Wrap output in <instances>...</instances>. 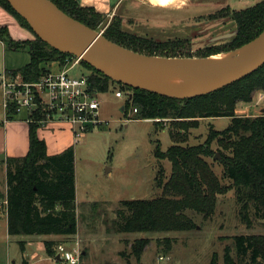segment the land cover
Instances as JSON below:
<instances>
[{"label":"trees","instance_id":"trees-1","mask_svg":"<svg viewBox=\"0 0 264 264\" xmlns=\"http://www.w3.org/2000/svg\"><path fill=\"white\" fill-rule=\"evenodd\" d=\"M60 9L96 29L105 17L92 7L82 6L77 0H52ZM0 5L13 14L19 23L30 29L28 22L10 5L0 0ZM231 18L236 23V34L231 41L222 45L206 46L192 52L187 38L158 41L138 36L122 29V20L108 26L105 37L134 51L168 57H208L243 46L264 31V0L243 9L226 6L206 16L209 20ZM35 35V33L33 32ZM0 38L10 48H27L30 61L17 69L25 80H38L48 69L45 63L56 60L64 62L71 54L52 48L35 35V39L15 40L7 27L0 28ZM88 70L92 93L109 91L112 85H119L126 92V107L138 109L135 118L172 119L180 122L200 119L229 117L230 124L218 135L225 136L223 147L224 167L232 180L240 205L239 216L245 223L250 222L251 213L264 219V114L256 117L236 114L240 102H251L254 93L264 92V65L255 72L217 91L187 99H174L142 89L116 83L103 73L82 61ZM10 118H14L11 109ZM41 112L34 114L29 122V151L22 157H8L6 164L8 233L19 235H63L77 234V206L75 184V149L69 146L56 154L47 152L46 141L39 137ZM216 131H210V138ZM173 144L166 152L156 155L168 158L172 163L170 177L165 180L161 169L156 178V187L162 194L152 198L122 200L116 210L113 224L118 232H161L185 231L196 227L188 212L210 218L216 211L217 196L226 191L206 160L209 154L204 145L184 146L177 133L170 131ZM100 203L93 204L97 209ZM94 209V210H95ZM233 247L226 246L225 264H264V234H238L233 237ZM140 238L133 243V253L140 258L149 244ZM57 242L45 241L50 257L55 255ZM234 249L235 254H232ZM213 264L216 260L213 259Z\"/></svg>","mask_w":264,"mask_h":264},{"label":"rangeland","instance_id":"rangeland-1","mask_svg":"<svg viewBox=\"0 0 264 264\" xmlns=\"http://www.w3.org/2000/svg\"><path fill=\"white\" fill-rule=\"evenodd\" d=\"M260 1L183 0V4H177L179 10L131 7L129 4L127 7L132 22L122 28L126 32L140 33L136 35L158 41L187 38L191 42L192 52H196L206 46L228 43L234 36L216 38L236 30V23L230 17L217 21L206 19L208 15L204 14L227 5L243 9ZM223 19L228 21L222 24ZM117 20L118 17H104L95 30L105 36L108 26ZM29 61L27 48L13 49L8 44L4 46L0 43V71L19 69ZM53 61L45 63L47 69ZM82 72L88 70L78 66L72 73ZM114 86L97 95L103 123L84 132L73 145L78 181L76 203L79 235L59 242H70L71 245L79 242L81 264H213V259L216 264H225L224 249L227 245L233 247L235 235L264 234V219L251 213L248 224L241 220L236 190L225 171L223 157L228 151L222 145L225 136L218 135L217 131L230 124L229 117L200 119L198 126L195 121L135 118L137 116L132 113V107L125 106L127 98H118ZM261 106L251 117L264 114ZM170 131L177 133L184 146L207 147L209 154L206 160L226 187V191L217 196L215 213L210 218H204L189 211L196 224L191 230L118 232L113 222L122 200L152 198L162 194V190L156 187V178L163 169L167 180L172 172V163L168 158L157 156L156 151L166 152L173 144ZM210 131H216L211 138ZM2 168L0 160V182ZM96 202L100 203L97 209L93 208ZM3 213L0 211V264H13L14 260L16 264H54V258L48 260L43 252L32 263L27 261L21 248L25 242H20L26 236L9 235ZM140 238L150 242L138 258L133 253L132 245ZM232 254H235L234 249Z\"/></svg>","mask_w":264,"mask_h":264},{"label":"water","instance_id":"water-1","mask_svg":"<svg viewBox=\"0 0 264 264\" xmlns=\"http://www.w3.org/2000/svg\"><path fill=\"white\" fill-rule=\"evenodd\" d=\"M8 2L28 22L35 35L52 48L80 57L116 83L174 99L183 100L212 93L264 65V31L239 48L218 53H231V57L211 65L207 60L213 55L168 57L134 51L73 18L52 0ZM236 32L216 39L232 37ZM98 38H101L102 46L96 48L94 42ZM164 77L178 81L163 82L161 78Z\"/></svg>","mask_w":264,"mask_h":264},{"label":"built area","instance_id":"built-area-1","mask_svg":"<svg viewBox=\"0 0 264 264\" xmlns=\"http://www.w3.org/2000/svg\"><path fill=\"white\" fill-rule=\"evenodd\" d=\"M82 66V59L71 55L64 62L54 60L48 71L38 80L27 81L16 70L0 71V87L3 90V108L5 122L10 120L11 109L16 116L26 112L27 121H33L34 114L41 112L38 119L41 125L51 122H67L75 129L79 139L84 132L103 123L100 120V101L98 94L92 93L89 84V72L73 74V70ZM55 67V68H54ZM83 67V66H82ZM118 98L132 97V92L114 86ZM132 113L138 109L133 107ZM1 124V122H0ZM7 201L0 202V211H5ZM59 256V259L56 257ZM82 251L79 242H60L55 246L53 256L56 264H81Z\"/></svg>","mask_w":264,"mask_h":264},{"label":"crops","instance_id":"crops-1","mask_svg":"<svg viewBox=\"0 0 264 264\" xmlns=\"http://www.w3.org/2000/svg\"><path fill=\"white\" fill-rule=\"evenodd\" d=\"M82 6L92 7L97 12L101 13L105 17L114 18L119 17L122 20V27L125 24H129L132 22V18L128 13V5L130 6H152L158 7L162 9H176L179 10L177 4L184 3L183 0H77ZM176 4V5H174ZM230 6V5H227ZM226 7V6H224ZM231 7V6H230ZM223 8V7H222ZM220 8V9H222ZM232 8V7H231ZM218 9V10H220ZM235 9V8H233ZM216 10V11H218ZM215 11V12H216ZM212 12V13H215ZM209 13V14H212ZM204 14V15H209ZM203 16V15H200ZM204 17V16H203ZM218 21V20H217ZM228 20H226L227 22ZM225 22V23H226ZM221 23L224 24V20H221ZM7 27L8 33L15 40H26V39H35V35L32 31H29L27 28L22 26L18 19L3 8L0 5V28ZM125 30L124 28H122ZM126 31V30H125ZM236 31V30H235ZM32 32V33H31ZM233 32V31H230ZM134 34H140L136 32H131ZM229 34V33H226ZM141 35V34H140ZM223 36V35H220ZM227 38V37H226ZM168 40V39H167ZM0 43L2 45H6L7 42L3 38H0ZM6 43V44H5ZM17 70V69H14ZM3 90L0 87V160L3 164V173L1 174V187H0V197L2 201L4 199V195L7 191L6 184V166L5 161L8 157H22L25 156L29 151V122L27 121V114L19 113L14 116L13 119H10L5 122L6 114L3 108ZM261 111H264V92L257 91L254 93L253 100L251 102H240L236 108V114L241 116H255L253 112L256 111L257 107L260 106ZM258 115V114H257ZM39 137L44 139L47 144V152L49 154L60 153L69 146H73L77 138L75 136V129L67 122L60 121H51L41 125L38 129ZM76 171V166H75ZM75 184H76V200L78 199V181L77 174L75 172ZM77 206V203H76ZM5 219L3 220L6 228L8 227V217L7 211L4 213ZM78 231V230H77ZM78 233L73 237H78ZM26 236L25 240H21L20 242H25L24 245L21 246L24 258L31 263L40 256L41 252L46 254L48 260L51 257L47 254L45 249V241L53 240L55 242L60 243V240L69 238L63 235H23ZM54 236V237H53ZM71 237V238H73ZM13 264H16V261H13ZM54 264L55 261H54Z\"/></svg>","mask_w":264,"mask_h":264},{"label":"bare ground","instance_id":"bare-ground-1","mask_svg":"<svg viewBox=\"0 0 264 264\" xmlns=\"http://www.w3.org/2000/svg\"><path fill=\"white\" fill-rule=\"evenodd\" d=\"M36 17H38L41 20H45L44 17L42 18L39 15H36ZM94 46L96 48H99V47L102 46L101 38H98V39L95 40ZM230 57H231V53L213 55V56L208 58L207 63H209L211 65H214V64H217V63L221 62L222 60L228 59ZM161 81L167 82V83H175L178 80L174 79L172 77H164V78H161Z\"/></svg>","mask_w":264,"mask_h":264},{"label":"flooded vegetation","instance_id":"flooded-vegetation-1","mask_svg":"<svg viewBox=\"0 0 264 264\" xmlns=\"http://www.w3.org/2000/svg\"><path fill=\"white\" fill-rule=\"evenodd\" d=\"M224 20V19H223ZM226 22V20H224V23Z\"/></svg>","mask_w":264,"mask_h":264}]
</instances>
